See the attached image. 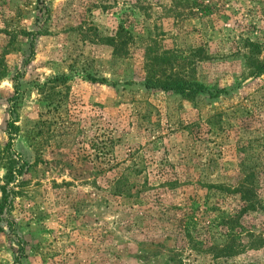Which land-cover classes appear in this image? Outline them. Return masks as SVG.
<instances>
[{
    "label": "rangeland",
    "instance_id": "1",
    "mask_svg": "<svg viewBox=\"0 0 264 264\" xmlns=\"http://www.w3.org/2000/svg\"><path fill=\"white\" fill-rule=\"evenodd\" d=\"M120 23L125 57L95 39ZM146 47L199 91L147 82ZM247 171L264 200V0H0V264H264L208 250L240 202L207 187Z\"/></svg>",
    "mask_w": 264,
    "mask_h": 264
},
{
    "label": "trees",
    "instance_id": "2",
    "mask_svg": "<svg viewBox=\"0 0 264 264\" xmlns=\"http://www.w3.org/2000/svg\"><path fill=\"white\" fill-rule=\"evenodd\" d=\"M95 39L108 45L112 49V54L118 57H125L128 54L129 45L132 44L130 32L121 23L117 26L112 36L105 38L96 36ZM248 44L250 56L247 61L250 65L257 67L259 61L256 57L260 53L261 46L256 43ZM172 57H168L165 54L156 55L146 47L143 54V69L146 74V80L155 84L158 89L179 92L186 98H191L195 92L199 91L198 88L200 87L194 83L182 81L176 75L175 67L177 65ZM7 127L9 128V124H7ZM6 136L11 140L12 137L8 131ZM5 171L6 176H10L7 168H5ZM253 177L254 174L247 171L245 174L240 173L231 184H217L207 187L228 195H237L240 202L239 210L235 214L222 217L219 222V226L228 233L226 235V243L219 247L213 246L208 249L213 258H230L240 254L244 249L257 250L264 247V232L257 234L247 232V242L244 245L237 242V236H239L241 228L239 223L240 216L248 212H264V200L260 199L256 194Z\"/></svg>",
    "mask_w": 264,
    "mask_h": 264
}]
</instances>
